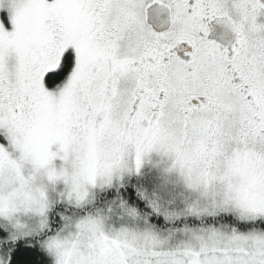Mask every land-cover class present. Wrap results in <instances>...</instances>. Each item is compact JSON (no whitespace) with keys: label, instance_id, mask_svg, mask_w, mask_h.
Here are the masks:
<instances>
[{"label":"snow or ice","instance_id":"1","mask_svg":"<svg viewBox=\"0 0 264 264\" xmlns=\"http://www.w3.org/2000/svg\"><path fill=\"white\" fill-rule=\"evenodd\" d=\"M153 153L183 205L106 227ZM0 264H264V0H0Z\"/></svg>","mask_w":264,"mask_h":264},{"label":"rangeland","instance_id":"2","mask_svg":"<svg viewBox=\"0 0 264 264\" xmlns=\"http://www.w3.org/2000/svg\"><path fill=\"white\" fill-rule=\"evenodd\" d=\"M168 169L169 161L166 158L153 153L145 160L139 173L134 172L125 176L121 181L110 188L95 189L93 193V201L101 191L118 189L122 184L130 182L133 179L132 177L140 178L142 174L149 170L147 176L150 178L143 181L144 194H150L151 196L158 198L166 207L178 208L183 205V201L187 196V190L178 174L174 171H169ZM136 188L137 187H132V190H135ZM113 200H115L114 197L105 198L99 203L97 208H92V210H101L102 212L108 213L106 227L117 229L120 227H144L142 219L139 217H127L120 208L118 211L111 210L109 212L108 210L112 208ZM189 224L192 225L189 218L184 217V219H182L181 216V218H178V220L174 222L165 221V224L160 228L163 233H167L179 228H192L188 226ZM205 224L206 222H202L200 225ZM179 235V232H177V236Z\"/></svg>","mask_w":264,"mask_h":264},{"label":"trees","instance_id":"3","mask_svg":"<svg viewBox=\"0 0 264 264\" xmlns=\"http://www.w3.org/2000/svg\"><path fill=\"white\" fill-rule=\"evenodd\" d=\"M149 170H147L144 174H142V176L140 178L138 177H132L133 179L130 182L124 183L122 184L118 189H109V190H103L101 191L94 199V201L92 202V205L90 206L91 208H94L99 205L100 202H102V200H104L105 198H111L114 197L115 200L112 201V208L111 210H116L118 211L119 207H117L118 203L120 200H124L126 201L129 206L131 207H136L139 210V203L142 202L143 197L139 194L144 193V186H143V181L150 178L147 176ZM132 187H137L135 190H132ZM132 191L136 193V202L134 203L132 201V199L130 197H128L126 195L127 192ZM181 218V217H179ZM189 218L190 222L192 223V225H188L192 228H196V227H200V226H205L209 223H212L216 226H219V224H225L228 223L230 225H232V222L230 220H213L212 218H202V219H197L196 217L190 218V217H186ZM182 219H184V217L182 216ZM149 222L151 224H153V226L158 229L159 231H161V226L163 224H165V220L163 219L162 216H153L149 219ZM202 222H206L205 225H200ZM232 226H238V225H232ZM162 232V231H161ZM163 233V232H162ZM50 259V258H49Z\"/></svg>","mask_w":264,"mask_h":264}]
</instances>
